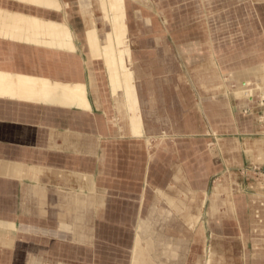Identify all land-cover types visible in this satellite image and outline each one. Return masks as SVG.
<instances>
[{
    "label": "crops",
    "instance_id": "1",
    "mask_svg": "<svg viewBox=\"0 0 264 264\" xmlns=\"http://www.w3.org/2000/svg\"><path fill=\"white\" fill-rule=\"evenodd\" d=\"M19 1L0 3L18 17L65 22L71 45L57 47L68 39L57 42L53 31L23 40L0 36V72L83 90L71 96L58 92L51 100L42 92L27 99L0 97V264H191L195 256V264H202L190 244L187 252L179 250V187L182 180L187 193H205L212 174L191 172L183 154L190 156L192 138L206 141L207 132L218 136L220 162L202 225L212 234L211 264H264V238L252 234V253L243 254V225L230 212L244 214L253 196L259 223L252 228L263 227L264 171L256 174V169L264 167V75L259 85L251 75L231 78L237 98L229 97L216 65L208 61L210 53L187 68L174 42L150 37L142 20L155 16L141 0H124L127 61L136 89L135 95L128 93L126 115L125 92L120 97V83L112 81L121 76V56L90 57L87 50L86 31L93 27L97 34L99 26L92 2L91 14L84 15L80 4L87 0H59L64 8L75 4L68 11L47 10L41 0ZM258 13L264 28V9ZM116 22L110 37L119 39L116 31L124 34ZM101 58L113 73L110 83ZM255 65L238 66L246 74L244 67L254 73ZM238 177L254 180L248 196L243 187L231 186Z\"/></svg>",
    "mask_w": 264,
    "mask_h": 264
},
{
    "label": "rangeland",
    "instance_id": "2",
    "mask_svg": "<svg viewBox=\"0 0 264 264\" xmlns=\"http://www.w3.org/2000/svg\"><path fill=\"white\" fill-rule=\"evenodd\" d=\"M13 1L16 2V0ZM41 1H44L43 5L47 10L55 11H68L70 10L69 8H74L75 5L74 3L69 4V8L67 7V9L66 7L64 8V6L62 7V4L59 0ZM72 1L74 2V0ZM82 1L84 0H80L81 3ZM90 1L92 2V7L95 8L94 13L96 14L97 23H99V26L97 29V34L93 27L86 31L85 38L87 42V50L90 57L96 53L97 55H101L103 57L105 54L110 53L111 55L114 54V52L121 56V60L123 62L118 67V71H120L121 76L114 77L112 81L116 83V86L120 83L118 85L119 91L117 92V94L120 93V97L122 93L121 91L123 90L125 92L126 97H122V103L124 105L126 115H128L127 110L130 109V99H132L128 93L135 95L136 89L133 83V73L130 70V62L127 61L130 55L127 46L128 39L126 40L125 37L127 25L125 21L126 15L124 0H87V3L80 4V6L84 5L85 7L84 9L82 7L80 8L82 13L89 11L87 9H89V6H91ZM180 1V3L175 4L174 0H159L158 2L152 1L151 3H148L149 0H141V4L144 6V8H146L151 14H153V16H155L154 19H147L144 17V21L142 20V22L145 23L152 31V36L150 37H155V34L162 35L161 38H168L170 42H174V44L179 47L182 64H185L187 68H191V66L198 64L201 62L199 61L200 58L207 57V55L210 53L208 61L216 65L219 72L218 79H222V85L226 87V94L228 93L229 97L232 95L234 98H237L234 95L235 91L234 93L231 92V89L234 88V81H231V78L245 75V77L248 79L251 75V78L259 81L257 84L259 85L260 82H262V76L264 75V62L258 64L259 61L264 59V28L261 23V19L258 16V12L260 9H264V0L259 2L257 1L258 3H261L260 5H257L256 1L255 3H251V0ZM29 2L30 0L19 1V3L22 4H28ZM1 10L0 14L2 13ZM87 14L90 15L91 12L84 13V15ZM24 16L26 18L21 19L26 21L22 23V27L13 31V34H10L15 37L16 40H23V37L35 38L36 36H39L36 32L39 31V28H41L42 24L36 25L35 22L28 21L29 18L31 19L30 14H24ZM115 20L123 30L124 34L122 35L121 33V35H119V31H116L118 32L117 36L119 39H116L115 35H111L110 37L111 24H113ZM57 23H59V25L53 31L59 35L56 36L54 34L56 41L59 42L60 38L63 40L67 39L68 34L71 35V33L65 22ZM0 31V34L2 35L3 31L1 29ZM56 31H58V33ZM105 31L108 32L106 33ZM17 33L20 35H14ZM41 36L42 34H40L39 37ZM70 39L67 44L65 43L64 45L57 47H60V49H65L67 45H71ZM99 61L102 62V58ZM243 62H252L253 64L256 63L255 66H257L259 69L256 72L254 71V73H251L252 67H244V73L246 74H242L243 69H241V66L238 65L243 64ZM102 63L105 66L110 83V74L112 71L110 68H108V65H106L105 61ZM110 64L112 65L111 62ZM235 68H239V70H235ZM114 71L117 72L116 69ZM126 71H128L126 76H122V73ZM12 76L15 77L16 75ZM223 78L225 80L228 78V80L224 81ZM28 84L29 86L33 85L34 89H39V87L42 88L39 78H30ZM69 86L73 87L75 91L77 90L74 94H79L83 90V86ZM198 108L199 106H197V112H199ZM136 109L138 113L137 102ZM204 135L206 141L192 138L193 140L190 141V156L187 155V157H184L183 154V159L185 160L183 165H185L186 168L193 170L191 172H196L199 174L201 170L202 172L207 170L212 175L208 180L207 186H205V193H201L196 197L194 194L187 193V191H185L186 188L183 186H187L186 183H183L182 180L180 182L179 198L182 203L180 205L181 210L179 212V218L182 221L180 223L181 227L179 235L181 237L182 243H180L179 250L181 254L183 252H187L188 245L190 244V246H192L190 251H193L194 253L199 252L201 255L202 264H211L212 257L210 251L214 245L212 242V234L209 230L207 231V228L205 231V227L202 225L204 224L203 222L209 218L207 212L211 204L209 203L211 189L214 182L217 181L218 177L220 176L219 171L215 172V168L220 165L219 155L217 154L219 140L216 138L218 137L216 136V133L207 132L204 133ZM214 152L216 154H213ZM187 158L189 159L186 160ZM261 168L263 169L262 171H264V167L259 166L258 169H256V174L261 172ZM238 170L239 168L235 169V172H237V174H242L240 173L241 170ZM253 181L254 180H239L238 177V179L234 180V182H231V186L233 185L235 188L236 186H240V188L243 187L242 194L248 196V193H252V191H254L252 189H248L249 186L252 185L251 182ZM234 187L231 189H234ZM231 189L229 196L234 195V191ZM181 191H183V193ZM253 198V196L248 198L249 205H247V209L244 214L242 213V210H237L238 213H236L237 211L234 213L232 210L230 211L231 214H233L232 217H238L240 224L243 225V239H245V241L247 240V242H245V246H243V249L241 250L243 254L245 252L252 253L253 247L250 243L251 241H248L251 239L252 234L257 235L256 238H264V208L263 211L261 210V212H263L261 216V225H263V227H258L257 229L254 227L255 231H253L254 229L252 228V225L256 226L258 225L257 223H259V220L255 218L254 210H252V208L255 206V203H257V200H253ZM185 213L192 214V216H190V218L187 220L189 216L184 218ZM167 216L170 217V214ZM188 237L191 241L194 238L197 240L202 238L203 241L204 239H206V241L199 243L194 239L192 243H187L185 239ZM216 245L219 247V244ZM171 246L172 245L169 244V247L167 248L169 251L172 249ZM262 247L264 246L262 245ZM219 249L220 248H218V250ZM190 255L191 254H189V256ZM194 259H197L196 256ZM194 259H191V264L194 262Z\"/></svg>",
    "mask_w": 264,
    "mask_h": 264
},
{
    "label": "bare ground",
    "instance_id": "3",
    "mask_svg": "<svg viewBox=\"0 0 264 264\" xmlns=\"http://www.w3.org/2000/svg\"><path fill=\"white\" fill-rule=\"evenodd\" d=\"M0 1H2V0H0ZM0 10L2 11V13L0 14V29L3 31L2 35L0 34V36H7L8 35L10 37H13L10 34L13 31L18 30L22 27L21 26L22 23L26 20L21 19V18H26V17H24L22 15H19L20 17H18V16H15L14 13L7 12V10H5V8H3V4H1V3H0ZM28 21L35 22L36 25L42 24L41 28H39V31L36 32L37 35H39V36H40V34H42V36H44V34H46V33H48V35H50L51 34L50 31H53L58 26V25H51L48 22H46L44 19H35V20L28 19ZM24 27H25V25H24ZM41 30H43V31H41ZM21 31H19V32H21ZM56 32H58V31H56ZM0 33H1V31H0ZM18 33L14 34V35H20ZM39 36H36V37H39ZM68 41H69V39H68ZM64 42H65V40H64ZM28 79L29 78L24 77L22 75H16L15 77H13L9 73H1L0 72V97L15 98V99H27V97H30V96L32 98H34L39 92H42L44 99L51 100L52 96H54L58 92H62L63 94H65V95L67 94L69 96L74 95L73 88H69L70 86H67L61 82L39 79L41 81V87L42 88L39 87V89H34L33 85L29 86L28 82L30 79L29 80ZM251 84L252 83H250V85Z\"/></svg>",
    "mask_w": 264,
    "mask_h": 264
}]
</instances>
